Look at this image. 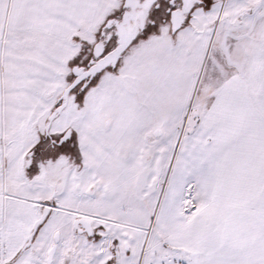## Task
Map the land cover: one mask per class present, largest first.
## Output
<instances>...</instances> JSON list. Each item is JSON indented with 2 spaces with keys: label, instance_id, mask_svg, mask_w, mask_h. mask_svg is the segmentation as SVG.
<instances>
[{
  "label": "snow or ice",
  "instance_id": "6c2138e0",
  "mask_svg": "<svg viewBox=\"0 0 264 264\" xmlns=\"http://www.w3.org/2000/svg\"><path fill=\"white\" fill-rule=\"evenodd\" d=\"M0 264H264V0H0Z\"/></svg>",
  "mask_w": 264,
  "mask_h": 264
}]
</instances>
